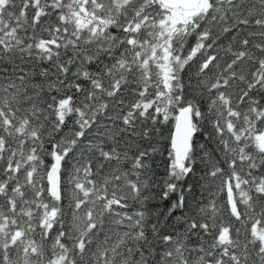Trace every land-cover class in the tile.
Here are the masks:
<instances>
[{"label":"snow or ice","instance_id":"obj_1","mask_svg":"<svg viewBox=\"0 0 264 264\" xmlns=\"http://www.w3.org/2000/svg\"><path fill=\"white\" fill-rule=\"evenodd\" d=\"M0 264H264V0H0Z\"/></svg>","mask_w":264,"mask_h":264},{"label":"trees","instance_id":"obj_2","mask_svg":"<svg viewBox=\"0 0 264 264\" xmlns=\"http://www.w3.org/2000/svg\"><path fill=\"white\" fill-rule=\"evenodd\" d=\"M169 134L168 132V126H165V136H167Z\"/></svg>","mask_w":264,"mask_h":264}]
</instances>
